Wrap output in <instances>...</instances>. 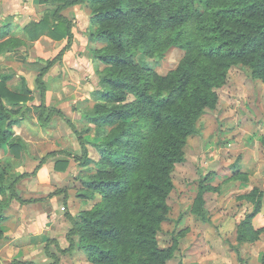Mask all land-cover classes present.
<instances>
[{"label":"trees","instance_id":"1","mask_svg":"<svg viewBox=\"0 0 264 264\" xmlns=\"http://www.w3.org/2000/svg\"><path fill=\"white\" fill-rule=\"evenodd\" d=\"M39 1L47 4L49 11L24 28L29 38L45 34L67 42L41 65L34 90L22 75L21 93L11 90L6 82L14 73L0 74V149L7 145L17 155L24 150L25 144L12 126L20 121V101L35 91L39 94L36 109L40 125L47 126L54 114L61 116L77 136L79 154L51 151L33 172L18 174L9 172L11 160L5 159L0 164V193L8 190L10 198L20 203L37 201L40 198H21L16 185L22 177L35 174L46 157L64 153L82 166L90 160L89 170L80 176L82 188L77 195L84 200L99 199L74 215L64 208L71 224L66 250L82 249L92 264H166L173 247H161L157 232L167 220L170 173L176 163L184 161L186 140L197 132L199 117L215 108L216 88L224 84L231 65L243 63L253 77L264 80V0ZM82 3L89 8L91 36L102 42L92 50V56L104 68L97 73V87L90 93L93 105L82 113L85 126L78 131L60 110L46 106L43 78L73 40V22L61 11ZM4 33L0 31V38ZM17 41L8 37L1 42V49L17 47ZM170 47L180 48L184 54L165 74L136 57L140 50L142 55L159 60ZM92 130L98 141L84 135ZM88 146L94 148L96 159H90ZM57 161L64 168L68 160ZM207 188L208 184L199 186V214ZM63 191L56 189L49 196ZM248 197L252 209L237 228L241 242L255 241L261 231L253 228L251 220L261 209L264 191L254 187ZM53 256L50 264L58 260ZM10 264L36 263L13 259Z\"/></svg>","mask_w":264,"mask_h":264},{"label":"crops","instance_id":"2","mask_svg":"<svg viewBox=\"0 0 264 264\" xmlns=\"http://www.w3.org/2000/svg\"><path fill=\"white\" fill-rule=\"evenodd\" d=\"M48 8L39 0H0V31L5 32L0 38V74L14 73L6 82L11 90L21 93L20 75L25 77L27 86L34 90L41 65L45 60L52 59L67 42L65 38L56 40L45 34L31 40L25 32L24 28L38 21L49 11ZM61 14L73 22V40L61 59L45 72V104L60 110L80 131L85 126L82 113L93 105L90 93L97 87L96 69L104 66L92 56V50L101 47L102 42L91 36L86 3L67 7ZM8 37L17 39L20 45L1 49L4 46L1 42ZM25 96L28 98L20 101L21 110L17 114L20 121L12 126L25 148L18 155L7 145L0 149V164L5 159L11 160L9 172L11 170L16 174L33 172L39 160L48 152L61 149L73 152L69 145L77 141L72 127L58 114L52 115L47 126H41L36 109L40 104L38 92L31 91ZM64 143L69 144L67 148ZM26 156L28 160L24 167L18 160ZM62 158L68 160L64 168L59 167L64 164L57 161ZM74 165L76 162L71 155L57 153L46 157L35 174L22 177L16 185L17 194L23 199L40 198L37 201L20 203L10 198L8 190L0 193V229L3 232L0 238V264H10L13 259L50 264L54 260L53 255L58 257L55 264H92L82 249L66 250L69 247L66 232L71 224L61 209L66 208L74 215L81 209L89 208L87 205L91 201L77 197L82 182L77 176L79 174H74L78 171L73 170ZM69 179L71 183L65 186ZM59 188L64 191L49 196Z\"/></svg>","mask_w":264,"mask_h":264},{"label":"rangeland","instance_id":"3","mask_svg":"<svg viewBox=\"0 0 264 264\" xmlns=\"http://www.w3.org/2000/svg\"><path fill=\"white\" fill-rule=\"evenodd\" d=\"M183 54L182 49L170 47L159 60L142 55L140 50L136 57L141 56L155 71L165 74L176 67ZM216 92L215 108L199 117L197 132L186 140L184 161L176 163L170 173L167 220L157 232L161 247H173L166 264H264V199L251 220L254 229H261L257 239H237L238 225L252 209L248 194L254 187L264 191V80L253 77L243 63H235ZM94 134L92 130L84 135L98 141ZM63 145L67 148L69 144ZM69 146L79 154L78 141ZM88 148L90 159H96L94 148ZM27 156L18 160L24 167ZM91 165L90 160L83 166L76 163L73 170L78 171L73 172L80 177ZM201 184L209 188L203 192L199 214Z\"/></svg>","mask_w":264,"mask_h":264}]
</instances>
